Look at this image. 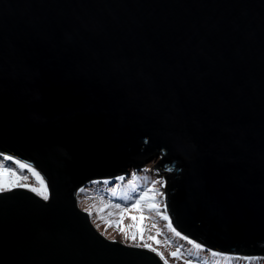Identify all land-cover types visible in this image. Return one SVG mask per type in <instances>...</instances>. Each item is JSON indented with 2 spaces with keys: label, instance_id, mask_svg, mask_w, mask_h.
I'll return each instance as SVG.
<instances>
[{
  "label": "water",
  "instance_id": "water-1",
  "mask_svg": "<svg viewBox=\"0 0 264 264\" xmlns=\"http://www.w3.org/2000/svg\"><path fill=\"white\" fill-rule=\"evenodd\" d=\"M0 150L48 188L0 192V264H165L78 197L159 155L180 233L260 250L264 0H0Z\"/></svg>",
  "mask_w": 264,
  "mask_h": 264
},
{
  "label": "rangeland",
  "instance_id": "rangeland-1",
  "mask_svg": "<svg viewBox=\"0 0 264 264\" xmlns=\"http://www.w3.org/2000/svg\"><path fill=\"white\" fill-rule=\"evenodd\" d=\"M7 157H12V159H7ZM160 157V155L157 158L152 157L149 161H144L143 164L135 167L129 166L128 171L120 175L93 179L80 188L79 206L89 212L96 228L111 240H118L127 245L144 247L152 251L155 249L153 252L165 264H264L262 253L248 255L237 252H215L202 244L200 248H197L194 239L180 233L175 228L168 209V176L156 164ZM16 161L30 167L23 168ZM0 164L8 168L10 172H15L16 176L10 177L11 181L19 177V183L28 185L24 188L31 190L35 188L37 189L35 192L39 195L40 190H45L48 195L45 178L32 164L2 150H0ZM33 169L39 176L33 172ZM41 180L44 182L43 185ZM13 188L15 187L9 183L4 191ZM153 188L157 191L150 192L149 189ZM141 197L144 198L141 199ZM135 201H140V203L135 204ZM150 205H155L156 209L151 208ZM165 216L168 219H165ZM133 217L136 219L134 220ZM169 220L171 226H169ZM116 222H119V227L116 226ZM157 241L160 242L157 243ZM177 250H179L177 256L171 255Z\"/></svg>",
  "mask_w": 264,
  "mask_h": 264
},
{
  "label": "snow or ice",
  "instance_id": "snow-or-ice-1",
  "mask_svg": "<svg viewBox=\"0 0 264 264\" xmlns=\"http://www.w3.org/2000/svg\"><path fill=\"white\" fill-rule=\"evenodd\" d=\"M7 159H12V157H7ZM17 164H20V161H16ZM21 167L23 168H29L30 166L27 164H20ZM33 172L35 173V170L33 169ZM37 176H39L38 173H35ZM16 174L15 172H10V170L8 168H5L2 164H0V191H4L5 190V186L8 185L9 183L11 184L12 187H27L28 185L26 184H21L19 183V177H16V180L11 181L10 177H15ZM24 179H27V177H24ZM41 184L43 185V180L40 181ZM159 183H163L162 181H159ZM46 187V186H45ZM33 191H37V189L33 188ZM83 191V190H81ZM149 191H157L155 188L153 189H149ZM40 195H42L44 197V199H47L48 196L46 194L45 190H40ZM162 195V194H161ZM145 196H147V193H145ZM144 197H141V199H143ZM140 201H135V204H139ZM118 207V206H117ZM151 208L156 209L155 205H150ZM166 207V206H165ZM165 219H168L167 216L164 217ZM133 219L135 220L136 217H133ZM141 219H143V217H141ZM116 226L119 227L120 224L119 222H116ZM169 226H171V221L169 220ZM123 230V229H121ZM172 231H175V229H172ZM177 235H179V233H177ZM133 239H135V235H133ZM152 239H155V237H152ZM185 239H187V237H185ZM160 241H157V243H159ZM146 247H150L149 245H145ZM197 248H200L201 245L196 244L195 245ZM153 251H155V249H153ZM179 253V250H177V252H173L171 253V255L173 256H177ZM162 255V254H161Z\"/></svg>",
  "mask_w": 264,
  "mask_h": 264
},
{
  "label": "trees",
  "instance_id": "trees-1",
  "mask_svg": "<svg viewBox=\"0 0 264 264\" xmlns=\"http://www.w3.org/2000/svg\"><path fill=\"white\" fill-rule=\"evenodd\" d=\"M160 167V166H159ZM166 169V170H165ZM161 170L162 171H164L167 175H172V174H175V170L174 169H172V168H170L169 167V164H167V167L166 168H162L161 167ZM195 241H196V243L197 244H202L203 246H205V247H209V246H207V245H205V244H203V240H202V238H197V239H195ZM210 248V250L211 251H217V252H220V251H218V250H216V249H214V248H211V247H209ZM237 253H241V254H248V255H254V254H259V253H262V255H264V243L263 244H261V248H260V250H251V251H246V249H242V250H240V251H237ZM259 262H261V261H259Z\"/></svg>",
  "mask_w": 264,
  "mask_h": 264
},
{
  "label": "flooded vegetation",
  "instance_id": "flooded-vegetation-1",
  "mask_svg": "<svg viewBox=\"0 0 264 264\" xmlns=\"http://www.w3.org/2000/svg\"><path fill=\"white\" fill-rule=\"evenodd\" d=\"M166 170V169H165ZM169 176V175H168Z\"/></svg>",
  "mask_w": 264,
  "mask_h": 264
}]
</instances>
